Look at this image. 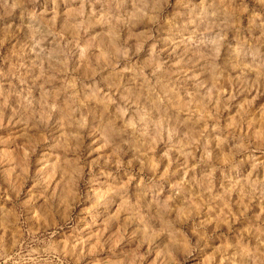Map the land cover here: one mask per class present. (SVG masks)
<instances>
[{"label": "clouds", "instance_id": "obj_1", "mask_svg": "<svg viewBox=\"0 0 264 264\" xmlns=\"http://www.w3.org/2000/svg\"><path fill=\"white\" fill-rule=\"evenodd\" d=\"M0 65V264H264V0H0Z\"/></svg>", "mask_w": 264, "mask_h": 264}, {"label": "rangeland", "instance_id": "obj_2", "mask_svg": "<svg viewBox=\"0 0 264 264\" xmlns=\"http://www.w3.org/2000/svg\"><path fill=\"white\" fill-rule=\"evenodd\" d=\"M0 71H7L6 65H0ZM5 125H7L4 128H0V137L3 138L5 143H0V170L7 169L10 165V159L6 153H13L18 150L17 146L19 145L20 149H22L24 152H27V149L23 147V140L22 137L19 135V133L16 131L15 127L13 125L7 124V114L5 116ZM46 136V134H43ZM42 144L40 147L37 148V154H39L40 148L43 147ZM104 210H100V214L103 215ZM71 216L72 221L70 224L64 227L63 230L67 231L68 229H75L77 227V224L79 228H84L85 224L88 225V228H92V217L87 216L84 217L80 215L79 213V206L71 208ZM109 228L104 232L103 238L100 240V243H103L104 239H107L109 235L112 234L113 230L116 231L117 235H119L120 232H124L125 235L121 240L117 242V250L120 248H127L130 246V240L129 235L132 231V228L130 226L124 225L122 222L112 220L109 221ZM93 231L96 232V235L99 236V231L96 229H93ZM115 239V237H114ZM107 250V247H105V251ZM103 255V253H101ZM150 259L146 258L145 264H147V260Z\"/></svg>", "mask_w": 264, "mask_h": 264}]
</instances>
